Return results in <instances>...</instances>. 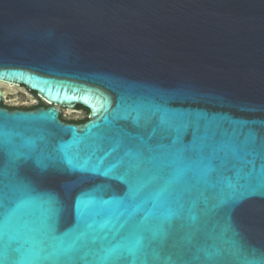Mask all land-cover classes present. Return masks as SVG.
Masks as SVG:
<instances>
[{
	"label": "water",
	"instance_id": "1",
	"mask_svg": "<svg viewBox=\"0 0 264 264\" xmlns=\"http://www.w3.org/2000/svg\"><path fill=\"white\" fill-rule=\"evenodd\" d=\"M0 81L48 104L0 105L4 191L49 201L9 236L31 246L50 210L85 234L72 264H104L154 213L147 264H264V0H0Z\"/></svg>",
	"mask_w": 264,
	"mask_h": 264
},
{
	"label": "snow or ice",
	"instance_id": "2",
	"mask_svg": "<svg viewBox=\"0 0 264 264\" xmlns=\"http://www.w3.org/2000/svg\"><path fill=\"white\" fill-rule=\"evenodd\" d=\"M174 119L175 117L167 112H163L160 118L162 124H171ZM8 143L7 140H0V157L7 158L10 164H14L16 163L14 159L15 154L11 150H4ZM195 150V146L193 145H187L183 149V151ZM175 172L176 169H172V173ZM156 178L154 176L151 179L154 180ZM168 183V181H165V186L160 189L159 194L161 196L167 191ZM259 186L264 187V184ZM5 187L7 186L3 185L2 172H0V264H46V262L47 264H72V257L69 254L78 250L80 245H78L77 241H80L85 234L82 233L81 236L76 237L71 242L61 239L56 235L54 216L48 210V214L42 213L38 218V224L35 229L37 235L33 237L31 246H29V242L26 240H21L16 236H9L8 232L13 216L19 211L23 203H30L39 209H44V206L49 204V201H44L39 196H33L31 190L25 186L23 193L25 199L18 202L15 193L5 192ZM177 205L176 215L184 207L179 201H177ZM163 206L164 204L161 203V207ZM154 215V213L149 214L139 224L133 225L129 233L122 237L123 242L116 248L109 250L110 252L118 251V255L103 256L101 257V261L104 264H147L137 253L146 246V241L150 242L156 236L148 226L150 217ZM121 227L123 228L124 225H121ZM33 249L34 255H27ZM8 253L14 255L15 259L9 260Z\"/></svg>",
	"mask_w": 264,
	"mask_h": 264
},
{
	"label": "flooded vegetation",
	"instance_id": "3",
	"mask_svg": "<svg viewBox=\"0 0 264 264\" xmlns=\"http://www.w3.org/2000/svg\"><path fill=\"white\" fill-rule=\"evenodd\" d=\"M31 93H33L36 96H38L35 92H31ZM39 99L40 100L37 103H35V104L31 105V106H27V105H14V104L13 105H9V104H6L3 100L0 102V105L2 107L8 108L9 110L16 109V108H19V109H33V108H36V107H39V106H47L48 105L40 97H39ZM58 108H59V118L63 122H68V123H81V122H84L85 120H87L88 115H89L88 109L85 108L82 105H76L73 108L58 106ZM84 112H88V115L85 118H82L81 115Z\"/></svg>",
	"mask_w": 264,
	"mask_h": 264
},
{
	"label": "rangeland",
	"instance_id": "4",
	"mask_svg": "<svg viewBox=\"0 0 264 264\" xmlns=\"http://www.w3.org/2000/svg\"><path fill=\"white\" fill-rule=\"evenodd\" d=\"M13 87L9 84H5V87L2 88V91L4 92L3 101L6 104L31 106L40 100L38 96L31 93L24 86L15 85ZM87 115L88 112H84L81 117L85 118Z\"/></svg>",
	"mask_w": 264,
	"mask_h": 264
},
{
	"label": "bare ground",
	"instance_id": "5",
	"mask_svg": "<svg viewBox=\"0 0 264 264\" xmlns=\"http://www.w3.org/2000/svg\"><path fill=\"white\" fill-rule=\"evenodd\" d=\"M5 84H9V83H5L3 81H0V89L2 91V88L5 87ZM11 87L15 86L14 84H9ZM14 88V87H13ZM2 94H4V92L2 91Z\"/></svg>",
	"mask_w": 264,
	"mask_h": 264
},
{
	"label": "built area",
	"instance_id": "6",
	"mask_svg": "<svg viewBox=\"0 0 264 264\" xmlns=\"http://www.w3.org/2000/svg\"><path fill=\"white\" fill-rule=\"evenodd\" d=\"M2 100H3V95H2Z\"/></svg>",
	"mask_w": 264,
	"mask_h": 264
}]
</instances>
